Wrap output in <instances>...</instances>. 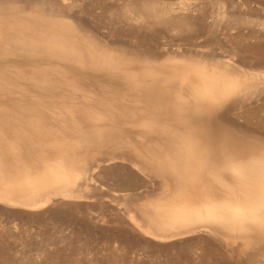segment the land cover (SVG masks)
<instances>
[{
  "label": "rangeland",
  "instance_id": "1",
  "mask_svg": "<svg viewBox=\"0 0 264 264\" xmlns=\"http://www.w3.org/2000/svg\"><path fill=\"white\" fill-rule=\"evenodd\" d=\"M198 66L253 77L190 123L171 97ZM224 129L264 139V0H0V264H263L264 244L248 260L150 228L189 206V158ZM59 162L81 176L38 184Z\"/></svg>",
  "mask_w": 264,
  "mask_h": 264
},
{
  "label": "bare ground",
  "instance_id": "2",
  "mask_svg": "<svg viewBox=\"0 0 264 264\" xmlns=\"http://www.w3.org/2000/svg\"><path fill=\"white\" fill-rule=\"evenodd\" d=\"M143 10L152 12L151 15L159 21L166 13L148 3L143 5ZM136 13L138 18H142L137 11ZM169 16L165 18L168 19ZM168 26L170 27V24ZM62 48L64 50V47ZM71 53L76 55L73 50ZM195 70L197 82L190 85L185 82V95L173 94L171 97L174 102L173 116L182 114L181 119L186 118L190 123L192 115L212 113L228 98L245 93L248 90L246 88H250L249 79L253 77L248 73L242 74L243 76L206 73L201 70V66ZM183 105L186 106L185 109ZM224 132L223 137L202 136L198 141V149L201 151L199 157L189 158V166L203 173L202 185L186 204L189 206L180 208L176 204L169 207L158 203L154 208L150 228L156 234L171 238L186 237L198 232L219 235L232 255L245 254L248 259L252 256L248 250L253 245L264 244V139L237 135L230 129H224ZM164 167L166 168V165ZM81 174L79 169H69L59 162L38 184L43 180H50L59 186H69Z\"/></svg>",
  "mask_w": 264,
  "mask_h": 264
}]
</instances>
